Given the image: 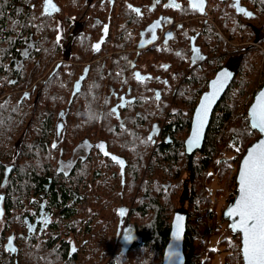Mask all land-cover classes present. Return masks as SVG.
Segmentation results:
<instances>
[{
	"label": "trees",
	"instance_id": "trees-1",
	"mask_svg": "<svg viewBox=\"0 0 264 264\" xmlns=\"http://www.w3.org/2000/svg\"><path fill=\"white\" fill-rule=\"evenodd\" d=\"M55 1L62 12L53 18L43 12L41 0H0V264H9V240L25 238L29 194L36 197L47 192L53 200L70 199L77 191L87 190L91 182L105 183L91 176H118L110 183L125 184L124 190H119L126 218L142 240L125 252L117 251L111 264H162L171 221L183 210L188 214L185 264H212L214 250L209 237L217 229L208 185L216 182L220 186L214 198L224 194L225 186L233 188L236 195L240 161L259 137L249 127L247 112L260 80L264 82L258 65L262 54L254 61L249 54L224 59L223 65L234 68L236 77L213 112L203 148L188 156L184 142L206 82L200 85L199 78L191 82L178 78L159 89L157 95L162 97L156 103L148 101L146 96L156 86L129 81L124 71L129 54L124 55V61L116 57L110 69L102 62L93 69L86 66L103 47V43L98 50L95 47L105 21L99 0H94L91 10L82 17L77 35L72 34L74 27L90 2ZM253 6L255 20L262 24L264 0H255ZM180 15L176 20L185 19ZM119 21H125L124 35L118 32L114 47L136 48L146 23L139 17ZM259 43L264 45V40ZM61 58L73 64L69 70L58 64L46 75ZM210 73L208 68L205 74L210 77ZM77 81L78 93L74 85ZM126 82L131 84L133 100L120 107L115 96L126 88ZM113 108L117 111L110 114ZM242 108L244 113L240 114ZM154 121L168 130H150ZM60 123L61 137L57 135ZM154 131L162 139L156 147L148 139ZM93 138L97 145H103L98 147L96 160L78 159L64 170L62 163ZM225 231L233 247L226 251L224 264H243L240 238L231 234L228 226ZM59 234L64 238L70 233ZM110 238L113 246L116 229L110 230ZM226 241L224 238L221 246ZM236 253L238 257L231 262L229 258Z\"/></svg>",
	"mask_w": 264,
	"mask_h": 264
},
{
	"label": "flooded vegetation",
	"instance_id": "flooded-vegetation-1",
	"mask_svg": "<svg viewBox=\"0 0 264 264\" xmlns=\"http://www.w3.org/2000/svg\"><path fill=\"white\" fill-rule=\"evenodd\" d=\"M41 1L45 14L53 18L61 14L62 6L55 0H50L47 12L45 5L48 0ZM254 1L202 0L200 7L194 8L193 3H200V0H99V5H102L99 8L104 9L105 21L96 43L98 45L103 43V47L96 58L86 63V66L93 69L95 64L102 62L110 69L116 57L120 56L124 61V55L129 54L128 65L124 67L125 74L129 81L132 79L139 84L149 82L156 86L152 89V94L146 96L148 101L155 103L162 97L157 95L159 89L169 87L178 78H182L180 82L184 80L191 82L194 78H199L200 85L201 82H206L207 87L200 94L201 98L208 91L210 81L220 70L227 67L234 71V68L224 66L223 63L224 59H233L238 54H249L252 61L257 60L258 55L262 54L258 65L260 73L264 74V45L259 43L260 40H264V21L262 24L259 23L260 21L256 22ZM84 2H90L91 6L89 5L78 17L79 21L74 27L73 35L81 32V19L94 5V0H84ZM238 8L244 9V12L238 11ZM180 14L185 17L182 21L176 20V17L181 16ZM130 17H139L146 26L139 32L136 48L129 49L124 46L125 48L116 49L114 45L118 32L124 35L125 21L121 22L119 19L129 20ZM128 33L130 34L131 31ZM254 37L258 38V41L253 40ZM134 38L136 39V35ZM254 52H257L256 58H253ZM58 64L66 65V70L73 65L67 59H57L46 75ZM208 68L211 70L210 77L205 74ZM78 83L79 81L74 83L76 88ZM263 84L264 82L260 80L259 85L263 86ZM125 86L120 95L115 96L118 99V106L126 105L133 100L129 88L131 84L126 82ZM150 130L168 129L164 124L158 125L154 121ZM62 133L63 129L60 135L57 130L59 137ZM150 136L153 147L162 143L157 132H152ZM167 140L168 138H165L166 143ZM99 154L97 140L93 138L82 144L80 150H75L71 159L62 163V167L67 170L78 159L83 158L92 157L95 161L96 155ZM91 178L102 179L105 183L91 182L86 186L87 190L77 191L70 199L61 197L60 200H53L52 195L47 192H41L36 197L29 194L25 202V238L9 240V264H111L112 256L117 251L125 252L137 244H142V240L133 231L126 218L127 209L119 190L120 187L124 190L125 184L110 183V180L118 176H91ZM152 179L155 177L153 176ZM112 189L115 191L113 195H111ZM63 210L65 212L62 214ZM178 212L187 214L186 210ZM215 227L217 230L211 232L209 239L216 232H220V226L215 224ZM112 228L117 230V238L113 241V246L110 238ZM60 231L70 234L62 238ZM219 245L221 247V241ZM215 254L216 252L214 256Z\"/></svg>",
	"mask_w": 264,
	"mask_h": 264
},
{
	"label": "snow or ice",
	"instance_id": "snow-or-ice-1",
	"mask_svg": "<svg viewBox=\"0 0 264 264\" xmlns=\"http://www.w3.org/2000/svg\"><path fill=\"white\" fill-rule=\"evenodd\" d=\"M201 3L202 0H200V3L194 2L193 7L199 8ZM49 7L50 0L45 5L46 12ZM135 11L139 12V10ZM238 11L244 12V9L238 8ZM246 14L252 15L251 13ZM95 47L98 50L99 45ZM137 75L139 76V74ZM81 79H84V77H81ZM78 92L79 87H77ZM261 97L264 99V93L261 94ZM157 98L159 97L157 96ZM213 98L214 95L213 97H206L207 103L201 105L198 123L189 142L190 145L199 143L200 131L207 118L208 106ZM123 106L120 105V107ZM116 111L113 108L110 114H115ZM258 115L259 125H254V127L258 126L261 131H264V107H261ZM148 139L151 140L152 137L150 136ZM97 147L103 148V145H97ZM240 185V199L228 215L240 218L239 224L233 225V228L243 233L242 255L245 264H264V142H261L249 152L248 158L244 162V169L241 172ZM177 234L179 235V225Z\"/></svg>",
	"mask_w": 264,
	"mask_h": 264
},
{
	"label": "water",
	"instance_id": "water-1",
	"mask_svg": "<svg viewBox=\"0 0 264 264\" xmlns=\"http://www.w3.org/2000/svg\"><path fill=\"white\" fill-rule=\"evenodd\" d=\"M226 74V76H225ZM235 78V72L231 69L224 67L222 70H220L216 77L212 79L209 83V89L207 92H205L197 104V107L195 108L193 118H192V124H191V130L189 132L188 137L186 138L184 145H185V151L188 156H193L196 152L200 151L205 143L206 135L208 128L211 123L212 115L215 110V108L218 106L224 95L226 94L227 90L229 89L230 85L232 84L233 80ZM264 93V84L261 88H259L254 95L253 102L250 105L247 113V119L249 120V127L256 131L259 134V137L256 141H254L246 150L244 156L242 157L238 169V173L236 176V195L231 200L227 208L225 209L223 213V218L228 222V229L231 234L237 235L240 238V253L243 264H245L243 255H242V249H243V233L236 229L234 230L233 225L239 224V217L238 216H229L228 213L232 209L235 208L237 202L240 199V176L241 172L244 169V162L248 158L249 152L254 149L258 144L261 142H264V131H261L260 127L254 125H259V111L261 107H264V99H262L261 94ZM211 99V103L208 106V112H207V118L204 121L203 127L200 131V140L199 143L196 145H190V141L192 139V135L194 132V129L197 126L198 119H199V113L201 109V105L204 103H207L206 97H213ZM63 129V123H60L58 125V135L61 134ZM187 223H188V216L186 213L183 212H176L174 214L172 223H171V231L169 235V241L165 247L164 255L162 264H185V253H184V242H185V236L187 232ZM179 225V235L177 234V229ZM140 241V240H137Z\"/></svg>",
	"mask_w": 264,
	"mask_h": 264
},
{
	"label": "rangeland",
	"instance_id": "rangeland-1",
	"mask_svg": "<svg viewBox=\"0 0 264 264\" xmlns=\"http://www.w3.org/2000/svg\"><path fill=\"white\" fill-rule=\"evenodd\" d=\"M256 56H257V52H254L253 58H256ZM259 88H260V85H259L258 89ZM240 111H241L240 114H243L244 108H242ZM232 166H235V165L233 164ZM225 187H226V189L223 190L224 194L223 195L221 194L219 197L216 196L214 198L215 192H217V190L220 189V186L216 182H211L208 185L209 192L213 196L212 201L210 203V207L214 208V210H216L215 211L216 212V222L215 223L218 227L220 226V232L219 233L216 232L209 239V241L211 240L209 242V246H211V248H213L214 253L216 252L215 256L212 259V264H224L225 255L227 254L226 251L228 250V252H230L231 248L233 247V242L231 241V238L228 236V234L225 231V228L228 226V222L223 218V213H224L225 209L227 208V206L229 205V203L231 202V200L234 198L235 194H234L233 188H229L227 186H225ZM223 219L225 222H223ZM224 238H227V241L224 244H222V246L220 247L219 243H220V241H223ZM237 257L238 256L236 253V255L229 258V260L231 262H233L236 260Z\"/></svg>",
	"mask_w": 264,
	"mask_h": 264
},
{
	"label": "bare ground",
	"instance_id": "bare-ground-1",
	"mask_svg": "<svg viewBox=\"0 0 264 264\" xmlns=\"http://www.w3.org/2000/svg\"><path fill=\"white\" fill-rule=\"evenodd\" d=\"M246 1V0H245ZM248 3V2H247Z\"/></svg>",
	"mask_w": 264,
	"mask_h": 264
},
{
	"label": "built area",
	"instance_id": "built-area-1",
	"mask_svg": "<svg viewBox=\"0 0 264 264\" xmlns=\"http://www.w3.org/2000/svg\"><path fill=\"white\" fill-rule=\"evenodd\" d=\"M235 196V195H234Z\"/></svg>",
	"mask_w": 264,
	"mask_h": 264
}]
</instances>
